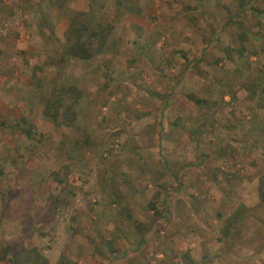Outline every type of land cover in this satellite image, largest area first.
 I'll return each mask as SVG.
<instances>
[{
  "label": "rangeland",
  "instance_id": "374dc122",
  "mask_svg": "<svg viewBox=\"0 0 264 264\" xmlns=\"http://www.w3.org/2000/svg\"><path fill=\"white\" fill-rule=\"evenodd\" d=\"M56 1L0 0V257L264 264V0ZM89 4L111 33L59 77L44 31L62 42ZM59 80L81 91L76 128L42 114Z\"/></svg>",
  "mask_w": 264,
  "mask_h": 264
},
{
  "label": "trees",
  "instance_id": "16d2710c",
  "mask_svg": "<svg viewBox=\"0 0 264 264\" xmlns=\"http://www.w3.org/2000/svg\"><path fill=\"white\" fill-rule=\"evenodd\" d=\"M240 8H242V3L239 6ZM262 13L264 14V12ZM111 30V24L97 20L92 12L91 4H89L86 10L73 11L69 16L67 26L62 32V42L57 40L52 31H44L46 33V41L58 43L56 71L59 77L62 76L63 67L70 58L86 60L101 53ZM242 35L240 32L237 37L241 40ZM206 62L209 63V61ZM216 62V60L213 61V63ZM80 97L81 91L78 87L59 80L50 87L48 96L42 105V114L51 122L53 127L76 128V106ZM188 99L197 102L198 108L203 106L202 101L199 99H192L190 96ZM177 120L171 122L170 125H177ZM18 123L21 126L22 133L30 137L32 132L25 124V120L20 117ZM178 125L182 126V124ZM256 194L257 203L255 207L264 210V175L259 177L257 181ZM148 206L152 210V214L157 216L153 203L149 202ZM244 211L245 208L240 205L236 211L225 219L220 231L223 243L227 245L232 243L231 240H233L234 236L239 234ZM142 238L141 236L140 240H143ZM0 258L3 264H47L46 258L42 257L34 246L21 247L13 250L8 257L2 255ZM188 262L191 263L190 259H188Z\"/></svg>",
  "mask_w": 264,
  "mask_h": 264
}]
</instances>
